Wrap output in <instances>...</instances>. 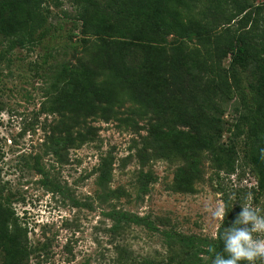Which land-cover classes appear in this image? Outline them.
<instances>
[{"label": "rangeland", "instance_id": "374dc122", "mask_svg": "<svg viewBox=\"0 0 264 264\" xmlns=\"http://www.w3.org/2000/svg\"><path fill=\"white\" fill-rule=\"evenodd\" d=\"M82 1L49 2L50 22L57 31L53 43L79 42ZM238 1L248 12L264 17V0ZM110 5L111 0H92L88 8L95 23L117 22ZM234 13L231 0H198L187 15L208 22L219 33ZM46 46L48 41L12 51L0 49V195L8 199L30 254L28 259L19 258V264H183L188 258L180 247L168 246L167 235L214 242L221 226L214 213L224 207L225 196L240 211L241 203H248L264 214V193H258V175L246 162L242 143L232 175L217 179L211 156L203 153L195 159L201 172L195 194H180L171 186L191 162L152 159L143 167L138 157L151 117L132 103L117 109L108 122L89 118L82 126L66 127L55 108L51 70L75 66L81 48L49 54ZM166 47L169 53L182 50L185 58L196 61L192 69L196 82L210 85L216 100V85L230 81L229 60L202 48L194 37L182 44L170 37ZM174 118L169 111L167 119ZM221 122L226 131H234L230 107H225ZM228 138L225 132L223 141ZM110 158L111 175L103 181L98 167ZM146 173L153 181L144 195L139 180ZM121 213L146 218L153 228L121 223L117 220ZM1 253L0 248V263ZM199 257L211 264L209 255ZM257 264H264V259Z\"/></svg>", "mask_w": 264, "mask_h": 264}, {"label": "trees", "instance_id": "16d2710c", "mask_svg": "<svg viewBox=\"0 0 264 264\" xmlns=\"http://www.w3.org/2000/svg\"><path fill=\"white\" fill-rule=\"evenodd\" d=\"M51 1L0 0V49L12 51L47 41L49 54L57 49L81 48L75 66L51 70L55 108L66 127L82 126L89 118L108 122L117 109L132 103L151 117L145 147L138 157L143 167L152 159L192 164L178 172L171 186L173 192L195 194L201 177L195 159L203 153L211 156L217 179L221 174L232 175L242 143L244 158L258 175V193H264V158L260 156L264 149V17L231 0L234 16L216 33L208 22L187 15L198 0H111L117 22L95 23L88 8L92 0H83L78 15L79 42L53 43V32L57 31L50 22ZM170 37L181 44L194 37L202 48H211L219 59L229 60L226 73L230 81L215 87L218 103L211 98L210 85L202 87L196 82L192 72L196 61L185 58L182 50L168 52ZM225 107L235 114L234 131H226L221 122ZM169 111L175 116L173 121L167 119ZM225 132L229 133L226 142ZM81 137L82 143L86 142V137ZM112 165L111 158L101 161V180L109 179ZM152 181L149 173L141 176L142 194L148 193ZM8 202L0 195V264H19V258L28 259L30 254ZM223 202L227 211L223 227L227 228L240 210L228 196ZM117 220L153 228L146 218L129 213L117 215ZM221 230L222 225L218 233ZM166 238L170 248L180 247L188 258L183 264H206L200 254L212 259L214 252L222 250L218 234L211 243L177 233Z\"/></svg>", "mask_w": 264, "mask_h": 264}, {"label": "clouds", "instance_id": "9594fccd", "mask_svg": "<svg viewBox=\"0 0 264 264\" xmlns=\"http://www.w3.org/2000/svg\"><path fill=\"white\" fill-rule=\"evenodd\" d=\"M264 158V149L260 150ZM227 211L219 207L214 218L220 221L222 230L218 239L222 250L214 252L211 264H257L264 259V214L259 208L248 203H241V211L235 217L231 227H223Z\"/></svg>", "mask_w": 264, "mask_h": 264}]
</instances>
